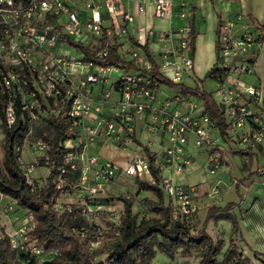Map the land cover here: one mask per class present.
I'll return each instance as SVG.
<instances>
[{"label":"built area","instance_id":"1","mask_svg":"<svg viewBox=\"0 0 264 264\" xmlns=\"http://www.w3.org/2000/svg\"><path fill=\"white\" fill-rule=\"evenodd\" d=\"M172 0H154V15L169 17ZM143 4L137 7L144 13ZM188 4H178L177 14L185 18ZM221 20L217 27V65L226 71L223 78L213 77V97L223 111L225 139L247 154L262 146L261 160L256 165L259 182L264 186V86L250 84L241 76L251 74L254 61H248L250 51L260 45L251 23ZM133 15L125 10L121 0H0V95L5 96L4 121L15 123V104L22 115V140L13 146L19 168L31 191L41 186L49 173L47 144L38 130L49 118L66 122L65 136L58 141L61 163L55 168L57 210L72 208L60 199L76 196L78 214L92 220L97 213L107 212L114 226L120 223L122 210L111 209L98 202L95 193L117 175L153 182L150 165L159 170L163 193L170 198L171 214L192 225L197 211L193 199V184L174 181L171 171L180 174L191 164L185 153L192 138L193 147L215 145L206 152L209 174L221 168L227 149L211 136L217 130L216 120L203 110L196 113L192 95L161 94L158 81L150 71L153 64L138 45H145L156 63L157 74L175 84L188 79L193 72L190 46L191 27L187 22L175 30L154 31L138 23L137 35L130 33ZM117 43L116 52L123 59L109 63L110 45ZM137 44V45H136ZM160 46L153 53L151 46ZM75 49L78 54L72 50ZM132 62L135 70L125 65ZM123 70L117 78L111 72ZM171 86V85H170ZM137 130L155 135L158 140L141 142ZM215 142H212L211 139ZM98 148L120 151L122 161L102 157ZM29 159L23 158V151ZM151 162V163H150ZM45 175H37L39 170ZM71 183H67L69 181ZM220 181L208 192L217 193ZM67 187H71L66 191ZM5 196L0 192L1 198ZM13 204L0 206V237L6 231L9 246L24 250L29 256L41 254L43 248L29 243L32 216L26 211V221L19 219ZM3 229V232H2ZM102 233L93 227L88 241L90 250L100 246ZM210 264H239L232 256Z\"/></svg>","mask_w":264,"mask_h":264},{"label":"trees","instance_id":"2","mask_svg":"<svg viewBox=\"0 0 264 264\" xmlns=\"http://www.w3.org/2000/svg\"><path fill=\"white\" fill-rule=\"evenodd\" d=\"M258 29L264 30V24L259 25ZM256 36L260 43L264 41V36L261 33ZM194 38L191 28V51H194ZM116 46L117 43L113 40L109 48V56L106 58L109 63L123 62V59L116 52ZM138 46L153 64V70L150 71L151 75L162 83L178 88L181 93L195 95L200 100L203 110L215 118L217 131L225 138L223 111L215 102L213 95L200 88L193 75L191 77L195 82L194 88H190L183 82L175 84L161 78L157 74L155 60L147 47L145 45ZM256 48L250 51L248 61H254ZM217 50L216 38V55ZM120 66L127 67L130 71L136 69L131 61ZM225 74L226 71L217 65L216 56L215 63L209 68L205 77L209 76L212 79L219 75L220 78H223ZM5 102V96L0 95V128L2 132L0 192L10 197L17 204V208L25 209L31 214L33 226L29 232V243L43 248V252L29 256L24 250H15L9 246L7 236L2 234L0 237V264H151V258L156 250L170 257L177 251L182 256H188L192 250H197V264L215 262L216 255L220 250L219 244L213 241L203 230L194 232L185 221L172 217L171 204L169 201L165 202L160 185L159 170L154 168L152 164L150 165V175L153 182L143 181L139 178L134 179L140 190L154 195L155 201L150 202L152 215L142 217L137 222L132 212V200L128 197L118 196L122 202L120 223L116 226L118 233L107 245L104 258L94 262V257L98 252L88 253L86 248L91 236L89 225L84 223L76 208L71 207L72 209L68 211L67 209L57 210L55 207L56 198L60 191L55 184V168L61 163L58 141L65 136L66 122L59 118H49L38 130L39 135L47 144L49 173L44 178L43 184L36 186L35 190L31 191L19 168L16 153L13 151V146L22 140L21 132L24 129L21 120L22 115L17 104H15V123L12 126H7L3 114ZM67 183H71L70 180ZM230 208L231 204L228 203L221 208L213 206L209 209L214 210L216 217H228L233 222L234 220L229 213ZM82 225L84 228L81 234L79 228ZM232 256L237 257L239 264H248L244 259L239 258L234 245H230L224 251L222 259L227 262Z\"/></svg>","mask_w":264,"mask_h":264},{"label":"crops","instance_id":"3","mask_svg":"<svg viewBox=\"0 0 264 264\" xmlns=\"http://www.w3.org/2000/svg\"><path fill=\"white\" fill-rule=\"evenodd\" d=\"M172 3L173 7L170 16L158 18L154 15V0H121L123 8L133 15V21L129 28L130 33L133 35L138 34L136 31V25L138 23H142L154 31H168L175 30L177 27L188 22L195 36L192 57L194 62L195 50L197 49L196 66L198 70L208 71L215 63V41L217 36V27L221 20H235L237 16H241L240 21L242 23L252 24L251 28L253 33L256 35L261 33L264 36V30L260 31L258 29L259 25L264 24V0H172ZM181 3L188 4V8L191 9L190 13H188L185 18H182L177 14L178 4ZM141 4H143L145 11L140 14L137 12V7ZM159 47L160 46L152 45V52L156 53ZM192 73H194V70ZM241 78L250 84H262L264 86V41L256 48V52L254 54L253 72L251 74L242 75ZM262 111L264 123V107ZM211 136L217 139L218 142L226 149L228 147L230 150L229 142L231 141L222 137L217 130H213ZM191 149L192 148H190V145L188 144L186 146L185 153L191 157L192 161L193 154ZM98 150L100 151L101 156L102 154H109L111 159L117 162L122 161L125 154L120 151H115L113 153L109 151L111 149L107 148H98ZM238 153L241 156L242 169L244 172L246 171V174L245 176H242V179L235 177L234 181H231L229 184H226L227 182L224 181L218 173L220 171H225L228 166L232 168L230 160L229 162L228 160H225L223 166L218 169L215 175H211L206 169V151L203 154V158L205 159L203 163L204 171L203 169L200 170V166H195L191 169H186V166L182 169L180 174H174L171 171L168 172L174 181L185 185L193 184L195 186L193 199L197 204V211L199 209V202L202 198V194L199 192L201 183L206 184L208 188V191L205 192L206 196L213 199L215 198L218 201L216 205L213 200L211 202V206L214 205L219 208L222 207V203L226 200L224 199V194L222 193L223 191L228 192L235 189L234 195H238L240 192H243V195H238L240 199L239 201L237 200L238 203L233 202L234 204L229 210V213L235 219V232H231V225L228 220L226 221L221 219L217 221L216 215L213 218L211 226L212 231H210L208 228L209 222H205L203 226L200 225L197 211L194 217V225L197 227L196 231L203 230L212 238L213 241H216L219 246H221L219 250V252H222L221 257L230 245H234L241 260L244 259L248 262V264H255L253 256H255V259L259 262H261V260L264 261V188L257 182L259 175L256 171V165L261 160L260 157L263 154L262 146H258L256 151H252L247 154H243L241 152ZM198 176H201V180H199ZM210 176H212V178ZM124 178H131V180H133L134 187L136 186L137 188L134 178L129 176H124ZM217 180L220 181V184L217 186V193L212 195L214 197L209 196L208 192ZM239 189L241 190L240 192ZM100 198L103 200L107 199L103 198V196H100L98 199ZM152 201H155L154 196L150 197L149 204ZM168 201L170 202L169 197L167 201L165 199V202ZM102 204H104V206H109L104 202ZM117 206L120 207L118 210H122L121 201H118ZM209 207L210 206H204V210H209ZM236 210L238 211L237 214L234 213ZM103 213H105V218L108 219L109 217L107 212ZM217 225L222 226L221 229L217 230ZM158 252L160 251H155L154 256L151 258V264ZM259 255L262 257L260 260V257L258 258ZM184 257V261H187L189 258L188 256ZM195 262L197 264V260H195Z\"/></svg>","mask_w":264,"mask_h":264},{"label":"rangeland","instance_id":"4","mask_svg":"<svg viewBox=\"0 0 264 264\" xmlns=\"http://www.w3.org/2000/svg\"><path fill=\"white\" fill-rule=\"evenodd\" d=\"M72 48V47H69ZM73 52L75 54H78L77 51H75V49H73ZM196 58H197V49L195 50V55H194V64H193V70L194 73H192L194 79H196V82L198 83L199 87L204 89L205 91L209 92L211 95H213V89H214V82L213 79H211V77L206 76L207 71L206 70H198L197 66H196ZM123 70L119 69L118 72H111L110 73V77L113 79L119 77L122 74ZM181 77L183 79V83L187 86H189L190 88H194L195 87V82L192 79H188L187 78V74L186 73H181ZM173 86L170 85H161L160 86V93L161 94H168V93H173ZM192 100L196 103L197 108H196V113H199L201 111V107H200V100L194 95L191 97ZM148 132H140L139 130H137V137L139 138V140L141 142L146 140L147 138H150V141H156L158 140V138L151 134L148 135ZM212 142H215V140L212 138L211 139ZM1 143H2V132H1V128H0V156H1ZM192 143V138H190L189 140V145L190 148H192V154H193V159L191 161V164L188 165L186 167V169H191L195 166H200V170L203 169V163H204V158H203V154L204 152L210 150V149H214L215 145H211V144H207V149L205 150V146H200V147H193L191 145ZM229 146H230V150L227 147L228 151L224 153V158L225 160H230L231 166H228L225 171H220L218 173V175H220V177L226 181V184H229L231 181H234V178H238V179H242V176H245L246 171L244 172V170L242 169V160H241V156L238 153V146L236 143L233 142H229ZM23 158L24 159H29V155L26 152V150L23 151L22 153ZM103 157H110L109 154H102ZM228 165V164H227ZM185 169V170H186ZM184 170V172H185ZM204 171V169H203ZM218 171V170H217ZM216 171V172H217ZM39 173H37V175H43L42 173H46L44 172L42 169L38 171ZM200 172V171H198ZM215 172V173H216ZM165 175H169V172H166ZM215 175V174H214ZM213 175V176H214ZM212 178V176H210ZM259 177V176H258ZM199 180H201V176H198ZM214 178V177H213ZM135 179V178H134ZM213 180V179H212ZM260 180L258 179L257 182L260 184L259 182ZM133 180H131V178H124L123 174H119L117 175V177L115 178L114 181L108 183V184H104L102 187L99 188L98 191H96L95 193L97 194L98 198L101 196H103V198H107L106 200H103L102 198L97 199L98 202L100 203H105L107 205H109V207L111 209H118L120 207L117 206L118 201H120L118 199V196H123V197H128L129 199L132 200V212L135 215L136 221L138 222L142 217H148L150 215H152L151 213V206L149 204L150 201V197L154 196L152 193L144 191V190H140L138 187L136 188V186L134 187L133 185ZM261 185V184H260ZM262 186V185H261ZM264 188V186H262ZM71 187H67L66 191H69ZM210 188V187H209ZM208 191V188L206 186V184L201 183L199 192L202 194V198L201 201L199 202V209L197 211L198 213V217H199V223L201 226H203L205 224V222H209L208 223V228L210 229V231H212V222H213V218L216 215L214 210L209 209L211 207H213L214 205L211 206V202L214 200L215 204L217 205V200L214 198H210L208 196H206L205 192ZM234 191L235 189L231 190V191H223L222 193L224 194V199L225 202L222 203V207H224L226 204L230 203L231 206L235 203H238L239 196L243 195V192H240L241 190L239 189L240 194L238 195H234ZM214 197V196H212ZM227 197V198H226ZM164 198L168 199V196L164 194ZM231 198V199H230ZM60 199L64 200L65 202L70 203L72 208H76L78 210V206L79 203L77 202V197L76 196H70L66 195V197H60ZM229 200V201H228ZM238 200V201H237ZM227 201V202H226ZM12 203L13 208L16 209L13 211V213L18 214L20 217L19 219H17V222H15V226L24 223L26 221V217L24 216L26 214V210L22 209V208H17V204L8 196H3L1 198V203L0 206H3L5 203ZM202 202V203H201ZM204 206H210L207 210H204ZM234 213H238V211L236 210ZM97 217L92 219V220H87L83 217H81L84 221V223H87L89 225L90 231H91V235L93 233V227L97 226L100 228L101 233H102V242L100 244V246L94 250H90L88 247V243H87V252L91 253V252H95L97 251L98 254L94 257V262H97L98 260H101L104 258L105 256V250L107 248V245L112 242L114 236L118 233L116 226H114L110 220L106 219L105 217V213H97L96 214ZM233 220L234 217H232ZM228 220V222L231 225V232H235L236 229L233 228V225H235V222H232V219L228 218V217H224V216H220L217 217V221L219 220ZM196 224V223H195ZM217 230L221 229L222 226L217 225ZM83 228L84 226L82 225L79 228V232L82 234L83 233ZM189 228L196 232V228L194 223L192 225H189ZM195 228V230H194ZM4 234H6V231H4ZM91 237V236H90ZM90 239V238H89ZM221 247V246H220ZM178 253V254H177ZM221 253L219 252L217 255V259H219L221 257ZM197 254V250H192L191 254L188 255V260L184 261L183 259L185 258L184 256H182L178 251L176 252V254H174L172 257L164 254L163 252H158V254L154 257V259L152 260V264H196L195 260H198V257L196 256ZM254 255V254H253ZM260 257V255L258 256V258ZM262 257L259 258V260ZM186 260V259H185ZM253 260L255 264H264L262 262H264L263 260H261V262H259L257 259H255V256H253Z\"/></svg>","mask_w":264,"mask_h":264}]
</instances>
